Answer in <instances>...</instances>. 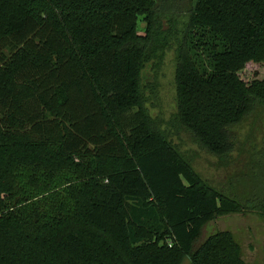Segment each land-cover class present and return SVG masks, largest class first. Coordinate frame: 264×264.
Listing matches in <instances>:
<instances>
[{
    "label": "trees",
    "instance_id": "obj_1",
    "mask_svg": "<svg viewBox=\"0 0 264 264\" xmlns=\"http://www.w3.org/2000/svg\"><path fill=\"white\" fill-rule=\"evenodd\" d=\"M167 52L170 126L234 164L264 0H0V264H247L207 228L254 214L264 235V161L252 197L196 172L149 111Z\"/></svg>",
    "mask_w": 264,
    "mask_h": 264
},
{
    "label": "rangeland",
    "instance_id": "obj_2",
    "mask_svg": "<svg viewBox=\"0 0 264 264\" xmlns=\"http://www.w3.org/2000/svg\"><path fill=\"white\" fill-rule=\"evenodd\" d=\"M182 2L185 3L186 0ZM138 23L142 34L146 25L142 18L138 19ZM174 68V53L167 52L157 76L159 87L157 103L154 101L156 106L149 105L151 115L162 117L161 127L164 131L168 130L173 144L189 159L196 172L209 180L214 187L252 197L254 187L250 178L257 174L258 166L262 160L264 161V104L255 108L244 122L233 129L235 148L229 156L230 160H234V164L233 162L227 164L228 162L224 161L226 159H218L206 153L194 143L187 133L181 130L176 132L170 126L171 116L175 112ZM241 77L247 82L253 79H264V67L248 66L241 73ZM146 78L150 81L155 79L150 71H147ZM244 175L245 178H243ZM207 230L232 232L242 247L245 262L264 264L263 227L254 214L222 217L213 221Z\"/></svg>",
    "mask_w": 264,
    "mask_h": 264
}]
</instances>
